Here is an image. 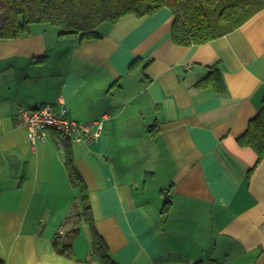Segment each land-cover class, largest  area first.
<instances>
[{"label": "crops", "instance_id": "0c3cea01", "mask_svg": "<svg viewBox=\"0 0 264 264\" xmlns=\"http://www.w3.org/2000/svg\"><path fill=\"white\" fill-rule=\"evenodd\" d=\"M173 22L164 7L100 39L36 23L0 40V264H102L87 205L117 264H264V159L239 142L264 97V10L193 46L173 42ZM214 67L224 92L197 86ZM44 105L104 120L99 140L49 130L31 144L18 111ZM75 228L73 255L59 253Z\"/></svg>", "mask_w": 264, "mask_h": 264}, {"label": "trees", "instance_id": "16d2710c", "mask_svg": "<svg viewBox=\"0 0 264 264\" xmlns=\"http://www.w3.org/2000/svg\"><path fill=\"white\" fill-rule=\"evenodd\" d=\"M164 7L174 15L173 42L180 46H193L240 28L264 10V0H0V40L27 36L31 33V26L36 23L57 27L61 36L79 37L81 41L100 39L102 35L98 28L103 23L116 25L127 15H154ZM209 73L197 86L224 92L226 87L220 71L214 67ZM70 141L67 138L63 142L65 165L72 184L84 192L83 199H87L85 181L75 164ZM239 142L257 153L258 162L264 159V97L259 111L249 121ZM83 214L92 231L90 256L99 259L102 264H117L110 256L105 239L94 226L89 205ZM77 230L75 228L64 242L62 236L56 235L54 246L59 253L73 255Z\"/></svg>", "mask_w": 264, "mask_h": 264}, {"label": "built area", "instance_id": "2783aa9c", "mask_svg": "<svg viewBox=\"0 0 264 264\" xmlns=\"http://www.w3.org/2000/svg\"><path fill=\"white\" fill-rule=\"evenodd\" d=\"M18 113L19 124L27 129L33 145L40 140H46L49 130L74 139L86 138L88 141H97L104 126V120L90 123L70 120L65 116V108L59 113L52 105L36 109L20 108Z\"/></svg>", "mask_w": 264, "mask_h": 264}, {"label": "rangeland", "instance_id": "374dc122", "mask_svg": "<svg viewBox=\"0 0 264 264\" xmlns=\"http://www.w3.org/2000/svg\"><path fill=\"white\" fill-rule=\"evenodd\" d=\"M107 24H111V23H103V25H101L100 30H102V28H104L103 26H106Z\"/></svg>", "mask_w": 264, "mask_h": 264}]
</instances>
